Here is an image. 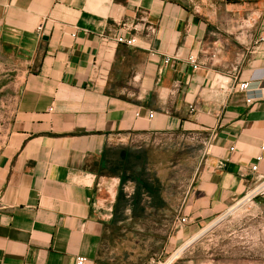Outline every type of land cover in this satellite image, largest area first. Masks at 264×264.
<instances>
[{"label":"crops","instance_id":"0c3cea01","mask_svg":"<svg viewBox=\"0 0 264 264\" xmlns=\"http://www.w3.org/2000/svg\"><path fill=\"white\" fill-rule=\"evenodd\" d=\"M263 19L264 0H0V264H264L247 234L195 250L264 178Z\"/></svg>","mask_w":264,"mask_h":264},{"label":"rangeland","instance_id":"374dc122","mask_svg":"<svg viewBox=\"0 0 264 264\" xmlns=\"http://www.w3.org/2000/svg\"><path fill=\"white\" fill-rule=\"evenodd\" d=\"M12 107V97L0 98V146L5 136V124L8 117L10 116ZM248 203L249 202H245L244 204L236 205L230 211L226 212L223 217H227L219 225L214 226L211 229L206 227V229L200 231L198 234L203 235L199 238L200 245L195 246V250L198 249L197 251L200 253L201 251L207 252L208 255L220 254L222 245H224L226 242H230V238L234 241H240L239 239L242 241L245 239V235L247 234L249 239H252V242L254 243L253 247L255 248V253H260L262 250L261 245L264 235H262L260 229L257 228V223L261 222L262 218L264 219V215L260 217L258 213L254 212L253 208L249 207ZM248 219L250 220L248 221ZM246 222L252 225L247 232L245 231ZM207 229L209 232H207ZM201 239L205 240V242H203ZM200 247L203 249L200 250Z\"/></svg>","mask_w":264,"mask_h":264},{"label":"built area","instance_id":"2783aa9c","mask_svg":"<svg viewBox=\"0 0 264 264\" xmlns=\"http://www.w3.org/2000/svg\"><path fill=\"white\" fill-rule=\"evenodd\" d=\"M40 26L38 27V30H40ZM263 35H264V19H263V25H262V30H261V33H260V35L258 36V38H257V42H262L263 40H264V37H263ZM117 41H118V43H121V44H125V45H130V46H132V45H135V43H136V40L134 39V38H130V39H125V38H121V37H119V38H117ZM212 58L214 57V55H212L211 56ZM188 61H189V63H190V65L192 66V68L193 69H197L198 68V66H199V62L197 61V58L196 57H194V56H190L189 58H188ZM167 62V61H166ZM238 90H240V91H245L247 88H248V84L247 83H239L238 84ZM247 102L249 103V102H251V99L250 98H248L247 99ZM152 113L151 114H149V117L150 118H152ZM256 169H257V167L255 166V167H252V170L253 171H256ZM256 197H264V178L261 180V182L257 185V186H255L239 203H238V205L239 204H244L245 202H249L250 200H253V199H255ZM242 202V203H241ZM224 216V215H223ZM223 216H221V217H219L218 219H216L213 223H211L210 225H208L207 226V228L208 229H211L212 227H214V226H217V225H219L220 223H222V221H224L225 220V218L227 217H223ZM186 222V218H184V217H180V218H178L177 220H176V225L177 226H181V225H183L184 223ZM207 229V230H208ZM207 232H209V230L207 231ZM205 233H206V231H205ZM203 235V234H202ZM202 235H200V237L202 236ZM199 237V238H200ZM199 238H197V239H199ZM75 264H86V258H84V257H77L76 258V260H75ZM151 264H167V262H161V261H156V262H152Z\"/></svg>","mask_w":264,"mask_h":264}]
</instances>
